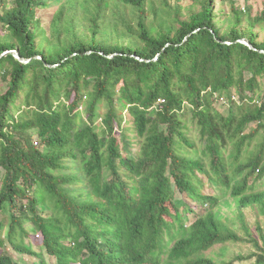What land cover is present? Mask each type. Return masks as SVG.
Instances as JSON below:
<instances>
[{
	"label": "trees",
	"instance_id": "obj_1",
	"mask_svg": "<svg viewBox=\"0 0 264 264\" xmlns=\"http://www.w3.org/2000/svg\"><path fill=\"white\" fill-rule=\"evenodd\" d=\"M148 2L0 0V264H264V0Z\"/></svg>",
	"mask_w": 264,
	"mask_h": 264
},
{
	"label": "rangeland",
	"instance_id": "obj_2",
	"mask_svg": "<svg viewBox=\"0 0 264 264\" xmlns=\"http://www.w3.org/2000/svg\"><path fill=\"white\" fill-rule=\"evenodd\" d=\"M261 1L262 0H249V6L251 8H253V11L251 12V15L253 17L258 10H261V8H263ZM150 2H152L158 10V12H157L158 17L155 18L156 19L155 22L158 25L157 27H161V25H165V24H159L161 22V20L167 21L166 23H169L171 21V19L166 20V18H168V14H169V8L162 4V0H149L148 5ZM169 3L171 5V7L172 6L175 7L177 4L180 5V7H181L180 16L182 18H186L189 16V14H190L189 9L190 8L193 9V8L199 7V4L197 2L193 3V0H169ZM238 6L240 8H244L245 0H238ZM48 21L49 20L47 18H45V17L43 18V24L44 25L47 24ZM244 24H246V21H244ZM75 26H76L75 32L77 33V35H82V36H91L92 35V33H90L89 30L87 29V26L84 23H82L80 20L75 24ZM255 27H256L255 31L259 34V39L261 41L264 40V23L263 24H257ZM3 32H4V30L2 29L1 24H0V35H2ZM98 36L99 37H108L109 39L110 38H112V39L121 38L120 36H117L116 34H114L113 31H110V33H105V35L98 34ZM126 40H128V38H125L124 41H126ZM178 200H179V204L182 206L183 202H184V198H182V195H180V198H178ZM220 211L223 214H230L232 210H229L227 208V206L224 205L221 207ZM230 215L232 216L233 214H230ZM190 218H191V220H193L194 219L193 215H191ZM26 226L31 227V224L26 223ZM31 231H32V229L30 230V232ZM31 233H33V232H31ZM25 240H26L27 245H29L32 250L42 253L45 257V260L48 263L55 261V258L46 251L43 244L36 243L29 236H27ZM223 250L225 251V254L221 253V252H223ZM254 250H255V248L253 247L252 243H244V242H229L226 244H218L214 248V252L218 254V259L232 258L235 254H239V253H242L243 255H249ZM209 254H213V251H211ZM20 256L25 258L26 264H34L37 261L36 256H33L30 253H24V254L21 253ZM29 261H31V262H29ZM234 264H254V263L252 260L249 259V260H244V261H236Z\"/></svg>",
	"mask_w": 264,
	"mask_h": 264
},
{
	"label": "water",
	"instance_id": "obj_3",
	"mask_svg": "<svg viewBox=\"0 0 264 264\" xmlns=\"http://www.w3.org/2000/svg\"><path fill=\"white\" fill-rule=\"evenodd\" d=\"M243 41H244L246 44L250 45L252 48H255L254 45H253L248 39H243ZM9 53H13L17 58H19V59H21V60H23V61H26V60L20 55V53H19L17 50H10V51H7V52H5L3 55H5V54H9Z\"/></svg>",
	"mask_w": 264,
	"mask_h": 264
}]
</instances>
